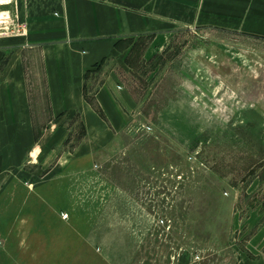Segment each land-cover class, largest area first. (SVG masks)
Wrapping results in <instances>:
<instances>
[{"label": "rangeland", "instance_id": "obj_1", "mask_svg": "<svg viewBox=\"0 0 264 264\" xmlns=\"http://www.w3.org/2000/svg\"><path fill=\"white\" fill-rule=\"evenodd\" d=\"M183 33L152 58L150 38H126L128 54L89 74L103 119L96 93L109 77L130 98L111 145L80 149L87 130L70 115L52 152L8 172L0 264H264V53L211 55ZM38 90L41 138L56 119Z\"/></svg>", "mask_w": 264, "mask_h": 264}, {"label": "crops", "instance_id": "obj_2", "mask_svg": "<svg viewBox=\"0 0 264 264\" xmlns=\"http://www.w3.org/2000/svg\"><path fill=\"white\" fill-rule=\"evenodd\" d=\"M9 7L11 18L0 19V183L33 155L52 152L70 115L87 130L80 149L111 145L130 98L109 77L96 93L103 119L86 99L87 81L100 64L132 50L120 48L126 38H150L147 58L168 53L169 40L186 31L211 55L264 53V0H11ZM203 59L198 66L205 68ZM39 86L56 119L41 138L33 101Z\"/></svg>", "mask_w": 264, "mask_h": 264}, {"label": "built area", "instance_id": "obj_3", "mask_svg": "<svg viewBox=\"0 0 264 264\" xmlns=\"http://www.w3.org/2000/svg\"><path fill=\"white\" fill-rule=\"evenodd\" d=\"M15 27H13V29H14ZM22 28H20V30H21Z\"/></svg>", "mask_w": 264, "mask_h": 264}]
</instances>
